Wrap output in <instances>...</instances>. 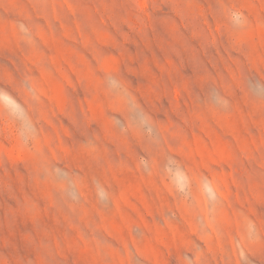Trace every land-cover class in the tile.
Listing matches in <instances>:
<instances>
[{
  "label": "rangeland",
  "instance_id": "obj_1",
  "mask_svg": "<svg viewBox=\"0 0 264 264\" xmlns=\"http://www.w3.org/2000/svg\"><path fill=\"white\" fill-rule=\"evenodd\" d=\"M0 264H264V0H0Z\"/></svg>",
  "mask_w": 264,
  "mask_h": 264
}]
</instances>
